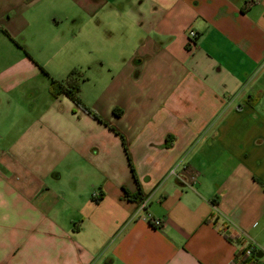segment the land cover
Here are the masks:
<instances>
[{
    "label": "crops",
    "instance_id": "0c3cea01",
    "mask_svg": "<svg viewBox=\"0 0 264 264\" xmlns=\"http://www.w3.org/2000/svg\"><path fill=\"white\" fill-rule=\"evenodd\" d=\"M0 26V264L264 262V0H0ZM73 69L101 121L50 95Z\"/></svg>",
    "mask_w": 264,
    "mask_h": 264
},
{
    "label": "trees",
    "instance_id": "16d2710c",
    "mask_svg": "<svg viewBox=\"0 0 264 264\" xmlns=\"http://www.w3.org/2000/svg\"><path fill=\"white\" fill-rule=\"evenodd\" d=\"M0 33H3L8 37L7 31L5 29H3L1 26H0ZM82 79H83L82 72L79 70L73 69L63 79H60V80L53 79V78L50 79V84L48 87L49 93L54 98L58 97L61 94L67 96L70 100H72L74 102V104H76V106H78L81 110H83L89 116L97 119L98 121H101L98 114L94 110H92L91 108L87 107L80 99ZM113 112L116 116H118L120 113V112H117V109H114ZM112 130H114L115 133L119 134L122 138L123 143H125L124 142V136L122 134H120L117 130H115L113 128H112ZM224 236L228 240L235 239L233 235L226 233V232L224 233ZM245 250H246V247L240 248L239 250L236 251L235 261L237 260V258L240 257V259H241L240 263L241 264H264V262H261L260 259L255 256L257 251H255L252 256H247L245 254Z\"/></svg>",
    "mask_w": 264,
    "mask_h": 264
},
{
    "label": "built area",
    "instance_id": "2783aa9c",
    "mask_svg": "<svg viewBox=\"0 0 264 264\" xmlns=\"http://www.w3.org/2000/svg\"><path fill=\"white\" fill-rule=\"evenodd\" d=\"M197 33L193 30L190 29L187 32V38H188V47H192L194 45V41L197 38ZM171 173H174V170H172ZM191 178V181L195 180V176H189ZM147 205H148V198H143L139 201L138 206H137V211H140L141 214H139V218L148 224L155 226V227H162L164 224V221L162 219L153 217L150 213L147 212ZM255 250L246 247L245 254L247 256H252L254 254Z\"/></svg>",
    "mask_w": 264,
    "mask_h": 264
},
{
    "label": "rangeland",
    "instance_id": "374dc122",
    "mask_svg": "<svg viewBox=\"0 0 264 264\" xmlns=\"http://www.w3.org/2000/svg\"><path fill=\"white\" fill-rule=\"evenodd\" d=\"M1 36V35H0ZM0 38H3V42L4 44L0 43V55H3V54H7V55H15L16 51H18L17 49H21L22 48V41L20 39H17V40H14V42L12 41H7V39H5L4 37H0ZM12 43V44H11ZM9 48H7V47ZM240 257L237 258L236 262L234 264H241L240 263Z\"/></svg>",
    "mask_w": 264,
    "mask_h": 264
},
{
    "label": "water",
    "instance_id": "95a60500",
    "mask_svg": "<svg viewBox=\"0 0 264 264\" xmlns=\"http://www.w3.org/2000/svg\"><path fill=\"white\" fill-rule=\"evenodd\" d=\"M255 256H256L257 258H260V257H262V253H261V252H257Z\"/></svg>",
    "mask_w": 264,
    "mask_h": 264
}]
</instances>
